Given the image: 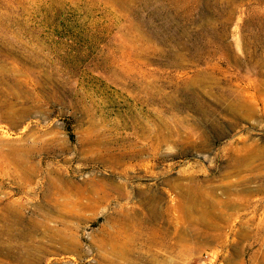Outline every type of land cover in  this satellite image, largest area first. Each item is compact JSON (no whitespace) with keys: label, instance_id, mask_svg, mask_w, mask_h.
Here are the masks:
<instances>
[{"label":"rangeland","instance_id":"374dc122","mask_svg":"<svg viewBox=\"0 0 264 264\" xmlns=\"http://www.w3.org/2000/svg\"><path fill=\"white\" fill-rule=\"evenodd\" d=\"M194 182L222 211L211 228L149 214ZM16 218L51 246L34 264H94L111 239L132 242L122 264H264V0H0V219Z\"/></svg>","mask_w":264,"mask_h":264},{"label":"bare ground","instance_id":"6f19581e","mask_svg":"<svg viewBox=\"0 0 264 264\" xmlns=\"http://www.w3.org/2000/svg\"><path fill=\"white\" fill-rule=\"evenodd\" d=\"M244 183H240L238 186L241 187ZM192 185L195 187L192 192H189L188 189H181L180 195L182 197V200L174 201L171 204H168L163 211L158 210L157 206L154 204V201L151 200L149 202L151 206L149 214H151L153 218H162V220H164L165 224L168 227L175 226L174 215L176 214L178 218L181 219L180 229L184 233L187 232L190 227H192L193 230H196L195 234L199 236L201 234L200 232H198L200 231V226L211 228L212 224L210 219L219 217V214L222 211L217 212L215 208L206 211V208H204V206L208 203L209 200L201 191L198 184H195L194 182L192 183ZM192 185L189 188L193 187ZM244 188L245 187L243 186V189ZM221 203H223L226 207H230L237 204L238 201L234 198H228L227 200L221 201ZM194 214H197L195 224L192 223V220L190 219V217H193ZM205 214L210 218L209 221L206 220ZM20 220L19 218H16V220L0 219V254L12 257L15 262L20 264H34V261H37V259L42 255L49 253L51 246L46 244L44 241L37 242L34 239V234L40 230L35 224H25L23 222L22 224H20ZM11 221L15 223L16 228H14L12 224H9V222ZM143 222L144 221L140 222L141 225ZM128 228L129 227H127V229ZM151 228L153 234L152 236L158 237L159 235L164 240H166V238L164 237L166 231L164 232L163 230L159 229V227H156V225H152ZM43 231L45 232V235H47L49 230L46 226H44ZM65 237L66 236L64 235H59L56 239L61 245L60 248H64V244H66L69 239L67 238L66 240ZM152 239L153 238L151 237V241ZM154 239L152 242L155 244L156 240ZM109 244V247H105V253L101 260L97 261L94 264H103L104 262H108L111 264H122V262L130 260L132 256V252L130 250L132 245L131 241L117 242L111 239ZM150 261L156 262L158 260L151 259Z\"/></svg>","mask_w":264,"mask_h":264}]
</instances>
